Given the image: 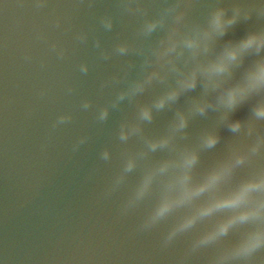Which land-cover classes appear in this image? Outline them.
<instances>
[{
    "label": "water",
    "instance_id": "95a60500",
    "mask_svg": "<svg viewBox=\"0 0 264 264\" xmlns=\"http://www.w3.org/2000/svg\"><path fill=\"white\" fill-rule=\"evenodd\" d=\"M177 2L0 0V264H212L240 239L243 229H233L195 247L226 215L220 213L168 241L188 208L144 227L158 202L159 181L135 201L146 170L174 155L169 149L150 151L151 138L169 134L180 145H195L205 130L218 129L223 139L202 151L197 169L202 171L231 146L264 137V117L254 115L264 96L255 93L230 115L244 121L235 133L229 120L221 119L225 109L204 115L195 110L205 95L203 83L156 109L177 78L170 74L166 81L147 83L158 66L151 63L156 60L151 49L166 29L147 35L143 24ZM180 2L189 25L203 23L217 6L264 5V0ZM261 27L264 17L254 11L225 39L238 40ZM125 45L128 50L121 54L118 49ZM254 59L249 57L244 68ZM244 68L237 69V77ZM141 83L144 90L136 91ZM145 108L152 110L151 122L142 119ZM181 115L188 119L184 129L178 128ZM104 152L108 159L102 158ZM128 164L132 170L125 172ZM260 164L264 158L258 157L255 166ZM130 199L136 204L129 206ZM251 264H264V249Z\"/></svg>",
    "mask_w": 264,
    "mask_h": 264
},
{
    "label": "clouds",
    "instance_id": "9594fccd",
    "mask_svg": "<svg viewBox=\"0 0 264 264\" xmlns=\"http://www.w3.org/2000/svg\"><path fill=\"white\" fill-rule=\"evenodd\" d=\"M137 10L147 15L145 9L137 7ZM254 11L264 17V5L217 6L203 23L189 25L186 22L187 10H181L178 0L162 9L156 18L147 19L143 24L147 35L157 29H166V34L151 49V55L156 57L151 63L158 66L147 75V83L166 81L170 74L177 78L176 86L157 101L156 109H163L169 101L179 100L184 92L203 83L205 95L196 101L195 110L204 115L209 110L223 108L226 111L221 119L229 120L231 132H239L244 121L238 118L230 120L233 110L253 93L264 96V56L261 55L264 52V27L248 31L238 40H226L225 37L241 18L249 20ZM127 50L126 45L118 49L121 54ZM249 57L256 59L244 68ZM241 68L244 71L237 77V69ZM135 88L143 91L144 85L137 84ZM254 115L264 117V102L254 107ZM141 116L148 122L154 119L150 108H145ZM59 120L63 122L64 117ZM187 126L188 119L181 115L178 128ZM120 139L126 140L127 136L122 134ZM222 139L218 129L205 130L195 145H180L169 134L151 138L150 151L169 149L174 155L146 170L135 190V201L143 200L159 181L158 202L147 216L144 227L156 225L180 209H189L168 234V241L199 221L226 213L216 220L211 230L196 240L195 247L218 241L233 229H243L240 239L225 248L212 264H228L241 259L251 264L254 254L264 249V164L255 166L258 157L264 158V137H257L249 144L231 146L224 156L198 171L202 151L215 148ZM102 158L108 159V153L104 152ZM246 165L253 167L245 172ZM132 167L128 164L124 171L129 172ZM118 178L117 184L120 183ZM204 196L207 198L201 202L200 198ZM135 204L131 199L128 202L129 206Z\"/></svg>",
    "mask_w": 264,
    "mask_h": 264
}]
</instances>
